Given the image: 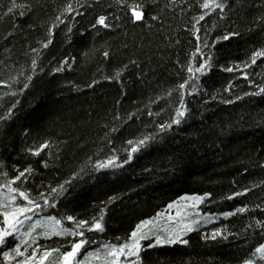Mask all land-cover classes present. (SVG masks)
<instances>
[{"label":"trees","instance_id":"16d2710c","mask_svg":"<svg viewBox=\"0 0 264 264\" xmlns=\"http://www.w3.org/2000/svg\"><path fill=\"white\" fill-rule=\"evenodd\" d=\"M204 2L125 0L145 6L135 22L118 0H0V185L30 167L12 186L41 205L21 233L54 216L84 232V258L127 242L145 220L179 227L163 213L198 195L206 215L182 237L188 243L157 245L149 236L141 264H264L255 251L264 244V57L251 63L264 49V0H216L223 9ZM100 15L110 27H93ZM205 59L210 68L195 72ZM181 99L186 113L174 124ZM145 137L123 163L128 141ZM112 156L119 166L97 167ZM7 194L0 188V199ZM69 215L89 224L77 228ZM101 216L104 230H90ZM44 231L37 226L27 244L7 237L0 264L34 250L38 261L43 249L62 253L80 239ZM17 244L25 256L5 260ZM49 259L57 264L59 253Z\"/></svg>","mask_w":264,"mask_h":264},{"label":"snow or ice","instance_id":"6c2138e0","mask_svg":"<svg viewBox=\"0 0 264 264\" xmlns=\"http://www.w3.org/2000/svg\"><path fill=\"white\" fill-rule=\"evenodd\" d=\"M118 3L123 4L129 14L130 19L135 22H142L145 18V11H144V5L141 3H133L131 5L126 4L125 0H118ZM204 9H223L224 5L221 3H217L216 0H205V2L201 5ZM13 7H17V5L13 4ZM67 11H71V5H69L66 9ZM11 12L12 9H9ZM23 14V13H21ZM156 17H154L155 19ZM200 20L204 19V15H201L199 17ZM107 17L104 15L98 16V18L95 21V24H93V27H96L97 25L103 26L104 28L110 27V25L106 22ZM223 39H228V36H224ZM50 43V41H49ZM47 47V45H45ZM197 51H200L197 49ZM105 56H108V53H104ZM257 57H264V49L258 50L252 53L251 57V63L255 64ZM33 66H35V60L33 61ZM209 60L205 59L203 63L200 64L198 68L195 69V72H204L206 68H210ZM245 67H248L247 64H245ZM61 69L57 68L56 71H60ZM189 73L194 74V70L192 67H189L188 69ZM233 69L229 68L228 71H232ZM244 76H247V73H244ZM3 83V82H0ZM187 81L179 85L180 89H184L187 86ZM27 85H25L26 87ZM260 92H264V88H260ZM245 95H248V93H245ZM237 99H240V97H237ZM186 113V109L183 107V99H181V108L177 110L176 112V119L172 121L174 124L180 123V117L184 116ZM171 125H169L170 127ZM161 127H164L163 125ZM148 137H145L143 140H139L138 142L128 141L129 145H132L130 149H127L128 156L127 159L123 161V163H128L132 159V153H135L139 150L141 146H143L146 142ZM41 147H47V145H42ZM29 151H33L32 149H29ZM36 155L39 154V149L35 150ZM118 159L116 156L110 157L107 162H97L98 168H105V167H117L119 165L115 164V161ZM32 169L26 168L24 171L19 172V174L14 177L13 181L9 182L8 185H0V188L7 187L8 188V194L4 199H0V217H2V225H0V246L6 245V238L7 237H13L15 235H20L21 242L27 244L28 241L24 239V237H31L32 232L36 229L37 226H43L45 231L42 233L45 236H51L53 234L59 235V236H65V235H71L73 237H80V239L73 241L70 245V250H65L64 252H60L59 248H45L43 249L42 254L39 256L38 261L35 260L36 257V251L34 250L29 256L25 257V259L18 261V264H44V262L47 260L48 264H54L53 260H50L49 257L52 256L53 253H59V260L57 264H84V262L89 258L92 257L100 262V264H141V257L140 252L142 250V244L141 241L149 238V236L155 237V243L157 245H171L175 244L177 242L181 244H187L188 240L182 239V237L187 233L193 231V225L197 223L196 220H192L189 223H183V221H180L179 227H164L162 230L155 227L153 225L152 220H145L142 221L140 224L136 226V229L131 232L130 238L127 242L122 244H104L102 246V250H97L94 252H89L87 257H84L83 259H78V256L80 254V250L89 243L86 239H84V232L83 231H74L72 229H67L62 226V223L60 220L56 219L54 216H50L46 218V222L42 224L40 220H37L35 224L30 225L29 230L27 232L21 233L20 228L23 226L25 221L31 220V216L29 213L33 212V209H39L41 207L40 204H38L35 200L31 199L28 191H22L19 188L13 187L12 184L15 183V181L21 180V178H26L25 173H31ZM53 192L56 191V189L52 190ZM61 191H63V187L61 186ZM248 189H244V192H247ZM22 198V201L20 203H17V195ZM241 193H234L233 195H240ZM206 195H211L210 193ZM41 198L44 199L45 203H48V200L46 197L41 194ZM231 198V197H229ZM184 199H191L194 202H200L203 197L202 196H193V197H185ZM23 201H27V203H23ZM170 208L174 207V205H169ZM239 212L245 211L244 208L237 209ZM233 213H224L223 215L229 216ZM180 213L177 212V216H179ZM68 221H76V217L74 216H67L65 217ZM169 219H173V217H169ZM101 219H94L90 230H99L103 231L104 226L101 223ZM89 222L87 220H79L76 221L77 228H81L82 226L88 225ZM161 231L163 234H160ZM221 233L216 232L213 234V238H215L216 235H220ZM34 242V238H33ZM150 247L152 245H149ZM256 253L260 254L261 259H264V244H261L259 247L256 248ZM13 252L16 254V256L24 257L25 253L21 251L20 245L17 244L14 248H12L10 251H5L3 253L5 260L11 261L15 259L13 256ZM124 258L122 261L121 258ZM130 257H135V259H128ZM244 264H255V262L251 259L245 260Z\"/></svg>","mask_w":264,"mask_h":264},{"label":"rangeland","instance_id":"374dc122","mask_svg":"<svg viewBox=\"0 0 264 264\" xmlns=\"http://www.w3.org/2000/svg\"><path fill=\"white\" fill-rule=\"evenodd\" d=\"M198 196V195H197ZM188 198L193 197L191 195L187 196ZM203 201L201 200L200 202H194L191 199H183L179 202H176V204H173L174 207L172 208H168L163 216V219H169V217H173V219H171V221H176L178 220L183 221V223H189L192 220H196L197 223H200L201 220L203 219V217L206 214H203L202 212H200V205ZM177 212L180 213L179 216H177ZM207 221L209 220H213V218H205ZM170 220V219H169ZM28 221H25V223L23 225H25ZM158 223V220H154L153 225L155 227L158 228V226H156V224ZM84 254V253H83ZM82 254V255H83ZM80 255L78 257V259H83V256Z\"/></svg>","mask_w":264,"mask_h":264},{"label":"water","instance_id":"95a60500","mask_svg":"<svg viewBox=\"0 0 264 264\" xmlns=\"http://www.w3.org/2000/svg\"><path fill=\"white\" fill-rule=\"evenodd\" d=\"M83 253H84V251H83V248H82V249L80 250V254H79V256L82 255ZM79 256H78V257H79Z\"/></svg>","mask_w":264,"mask_h":264}]
</instances>
